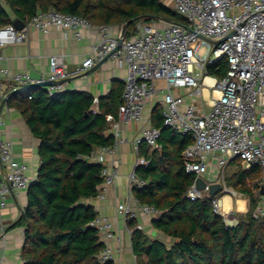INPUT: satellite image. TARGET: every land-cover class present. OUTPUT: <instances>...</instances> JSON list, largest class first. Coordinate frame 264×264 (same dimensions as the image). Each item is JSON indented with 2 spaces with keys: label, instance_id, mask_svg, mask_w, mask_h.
I'll list each match as a JSON object with an SVG mask.
<instances>
[{
  "label": "trees",
  "instance_id": "1",
  "mask_svg": "<svg viewBox=\"0 0 264 264\" xmlns=\"http://www.w3.org/2000/svg\"><path fill=\"white\" fill-rule=\"evenodd\" d=\"M49 8L80 15L95 25L124 23L126 38L136 34L139 21L185 22L163 0H0V27L15 19L26 23L37 10ZM205 69L207 75L223 77L226 59L218 58ZM121 91L113 89L98 98L96 108L93 96L83 91L49 94L46 87L37 86L29 92L31 97L18 98L16 107L39 140L37 174L27 187L26 207L13 224L24 228L21 264H115L98 258L104 242L89 225L97 212L84 200L98 195L103 164L88 156L94 148L114 142L109 128L119 119ZM161 109L158 103L152 110V125L160 131L158 146L139 143V155L148 163L135 168L144 183L132 187L131 194L159 210L152 226L171 242L149 237L134 228V218L127 219L137 264H264V197L256 185L261 170L256 165L242 167L240 159L229 161L237 167L225 175L224 184L247 197L248 210L228 225L213 203L223 187L194 200L186 196L195 178L184 170L182 152L191 138L163 125Z\"/></svg>",
  "mask_w": 264,
  "mask_h": 264
},
{
  "label": "built area",
  "instance_id": "2",
  "mask_svg": "<svg viewBox=\"0 0 264 264\" xmlns=\"http://www.w3.org/2000/svg\"><path fill=\"white\" fill-rule=\"evenodd\" d=\"M171 4L185 17L184 23L164 19L149 23L139 21L132 37H123L120 41L121 35L111 37L104 34L92 48L94 55L86 56L73 70H67L59 57L51 55L47 77L33 78L28 73L19 72L9 76L8 70L0 67V79L10 77L13 90L23 84H42L48 80L51 84L45 86L52 94L65 89L67 78L85 73L113 50L111 56L126 66L118 108L120 120H139L146 103L158 96L163 125L191 138V143L182 152L187 173L203 179L211 164L222 168L232 159H240L244 168L256 165L262 171L261 180L256 182L261 189L264 186V0H171ZM52 26L72 29L77 36L80 27L91 24L80 15L52 8L37 10L21 29H16L13 23L1 26L0 47L23 42L28 27L46 32ZM104 29L101 27V31ZM202 47L205 51L200 55ZM221 57L226 59V74L223 77L207 75L206 64ZM207 77L211 81L205 83ZM158 80L164 82V87L156 85ZM203 88L211 90L207 110L205 106L187 102L185 95L179 92L187 89L189 95L195 97L201 96ZM214 91L218 96H213ZM6 97L5 92H0V105ZM159 134V129L151 125L144 128L136 139L134 150L137 157L128 177L129 190L144 183L135 173L138 165L148 163V159L138 154L139 143L156 146ZM117 144L115 140L99 149L104 154L112 153ZM88 159L101 162L103 155L91 151ZM0 164L4 169L0 177V207H4L7 195L13 190L27 188L32 179L26 173V165L14 157L11 140L1 136ZM101 174L103 178L97 196L103 197L104 189L114 181L116 169L103 166ZM204 180L205 189H197L194 182L188 188L186 196L190 200L208 191L212 181ZM217 201V198L213 199L214 207ZM116 209L125 222L138 213L153 218L159 214L153 205L139 202L136 209L128 202L117 204ZM89 225L98 230L104 242L99 260H113V250L108 244L115 238L111 220L97 215ZM140 227L136 225L134 228ZM125 229L129 234L132 232L128 226ZM3 232L1 226L0 236Z\"/></svg>",
  "mask_w": 264,
  "mask_h": 264
},
{
  "label": "crops",
  "instance_id": "3",
  "mask_svg": "<svg viewBox=\"0 0 264 264\" xmlns=\"http://www.w3.org/2000/svg\"><path fill=\"white\" fill-rule=\"evenodd\" d=\"M103 26L105 29L101 31ZM122 29H124L123 36L125 37L124 23L83 26L78 29L77 36L72 29L52 26L46 32H42L28 27L27 38L23 42L7 43L0 47V67L6 68L9 76L19 72L28 73L33 78L47 77L49 57L56 55L67 70H73L86 56L94 55L92 48L102 40L104 34L117 37L122 35ZM99 61H96L85 73L67 78L64 89L91 94L94 98V108H96L98 98L107 96L113 89L116 91L123 87V79L126 75V66L118 63L114 57L110 56L101 63H98ZM204 82L209 81L205 78ZM40 86L46 87L45 85ZM33 87L20 90L17 97H10L11 93L16 91L13 90L10 77L0 79V92L7 94L6 99L0 105V136L11 140L14 157L26 165V173L32 181L36 177L39 166L37 154L39 140L29 130L16 103L19 97L28 96ZM202 90L208 94L206 88ZM179 92L185 95L187 102H194L199 106V96L191 97L187 89H180ZM213 96H218V92L214 91ZM157 98L159 97L156 96L146 103L142 118L139 120L125 122L118 119L110 126L109 133L114 136V141H118L117 147L112 153H101L99 147L92 150L98 156L103 155V160L100 162L103 166L116 169L114 181L104 189L103 197L96 196L84 200L85 203L94 206L97 215L106 216L113 223L115 238L111 239L108 244L113 250L115 264H137L131 247V233L129 234L125 229L128 226L127 222L118 214L116 208L117 204L122 202H128L133 209L138 207V201L128 188V177L134 169L137 157V152L134 150L135 141L144 128L153 124L152 110L158 104ZM208 103H210V98ZM157 146L158 144L156 146L148 145L149 148ZM236 167L233 163H228L222 168L211 164L204 176L207 180L222 184L223 193L217 199L219 201L224 197H231L230 203L233 209L236 208V200L239 197L242 196L248 201L244 194L224 184L225 171L228 169L230 173H233ZM3 171L0 164V177ZM26 204L27 188L11 191L5 198V206L0 207V227L2 226L4 229L3 236H0V264H21L23 261L20 251L24 241V228L13 224L20 217ZM240 214L243 213L234 210L223 217L228 225H233L237 222ZM134 219L136 220L135 226L140 225V229L149 237L160 239L167 244L171 242L170 237L165 236L152 226V216L138 213Z\"/></svg>",
  "mask_w": 264,
  "mask_h": 264
},
{
  "label": "water",
  "instance_id": "4",
  "mask_svg": "<svg viewBox=\"0 0 264 264\" xmlns=\"http://www.w3.org/2000/svg\"><path fill=\"white\" fill-rule=\"evenodd\" d=\"M13 24H14L16 29H21L24 26L25 23L23 21H21L20 19H15L13 21ZM123 32H124V29H122V35H121V37L119 39L120 41L124 37L123 36ZM112 52H113V50L110 51L109 53H107L98 63H101L102 61H104L107 58H109L111 56ZM49 84H51V82L48 81V80L43 82L42 84H23L19 88H17L16 90H22V89H26V88L33 87V86L49 85ZM194 183H195L196 188L199 189V190H203L206 187V182L201 177H196L194 179ZM222 187H223L222 184H220L218 182H212V183H210L208 185V192L210 194H214L216 191L221 190ZM260 193L262 195H264V186L261 187Z\"/></svg>",
  "mask_w": 264,
  "mask_h": 264
},
{
  "label": "clouds",
  "instance_id": "5",
  "mask_svg": "<svg viewBox=\"0 0 264 264\" xmlns=\"http://www.w3.org/2000/svg\"><path fill=\"white\" fill-rule=\"evenodd\" d=\"M231 199H232L231 197H224L215 203V207L221 215L227 216L228 214H230L234 210L239 212V213H246L247 212L248 201L246 199H244L242 196L239 197L236 200L237 206L235 209H233V207L231 206V203H230Z\"/></svg>",
  "mask_w": 264,
  "mask_h": 264
},
{
  "label": "rangeland",
  "instance_id": "6",
  "mask_svg": "<svg viewBox=\"0 0 264 264\" xmlns=\"http://www.w3.org/2000/svg\"><path fill=\"white\" fill-rule=\"evenodd\" d=\"M168 5H172L171 4V0H164ZM205 51V48L202 47L200 50H199V54L202 55ZM195 71H198V68L195 69ZM156 85L157 86H161V87H164V82L163 81H156ZM208 91V94L205 93V91L202 90V94L201 96H199V100L200 102H198V105L199 106H205V110L208 109L209 105H208V99L211 97V90L210 89H206ZM198 106V107H199ZM232 168V167H231ZM230 173V170L227 169V171H225L224 175H227ZM234 190V189H233ZM232 191V189H231Z\"/></svg>",
  "mask_w": 264,
  "mask_h": 264
},
{
  "label": "bare ground",
  "instance_id": "7",
  "mask_svg": "<svg viewBox=\"0 0 264 264\" xmlns=\"http://www.w3.org/2000/svg\"><path fill=\"white\" fill-rule=\"evenodd\" d=\"M207 81H209V82H210V81H211V79L207 77Z\"/></svg>",
  "mask_w": 264,
  "mask_h": 264
}]
</instances>
